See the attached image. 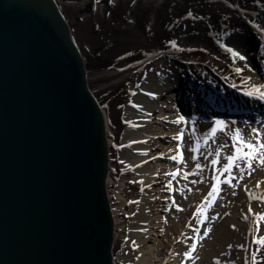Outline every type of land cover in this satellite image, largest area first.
<instances>
[{"label":"water","instance_id":"95a60500","mask_svg":"<svg viewBox=\"0 0 264 264\" xmlns=\"http://www.w3.org/2000/svg\"><path fill=\"white\" fill-rule=\"evenodd\" d=\"M101 110L53 0H0V264H112Z\"/></svg>","mask_w":264,"mask_h":264},{"label":"bare ground","instance_id":"6f19581e","mask_svg":"<svg viewBox=\"0 0 264 264\" xmlns=\"http://www.w3.org/2000/svg\"><path fill=\"white\" fill-rule=\"evenodd\" d=\"M53 1L59 11L57 1ZM236 38L242 39L241 50L250 54L251 61V67L245 70L247 77L236 88L240 94L227 85L223 90L217 89L225 81L221 75L212 87L209 84L212 78L192 63L171 65L168 62L156 69L159 74L149 75L141 85L129 90L126 108L118 117L124 130L116 136L114 144L122 157L117 169L130 178L122 179L119 184L118 180H111L108 119L105 110L98 105L107 148L105 190L113 219L112 264H185L182 254L193 242L197 243L195 258H189L186 264H218V261L219 264H252L254 251L258 252V259L264 260V252L254 243L257 235L254 213H264V166L256 163L251 176L245 173L243 180L234 179L235 188L221 184L216 197L220 207H216L215 202L208 209L199 207L215 183L216 169L222 170L224 157L233 151L231 146L215 145V138L208 139L202 154L200 147L205 148L202 142L209 132L207 123L214 126V121L221 119L233 125L232 122L238 120L236 127L246 138H252V128H264V101L244 95L251 85L264 84V49L251 44L253 50H250L242 34L231 36V41ZM156 61L163 62L161 57L152 58L144 63L143 69L155 65ZM191 71H196L197 77L204 75L201 84L192 80ZM179 115H184L187 123H171ZM180 132L184 133L183 139H173L179 137ZM224 140L221 136L220 141ZM197 143L200 144L198 151L192 152ZM189 152L193 153L192 157ZM217 153L219 163L214 166L212 161L217 159ZM173 155L182 159L174 161ZM195 157L199 159L195 161ZM197 164L201 165L200 169L196 168ZM237 174L238 170L234 169L233 175ZM226 177L224 173L221 180ZM111 185L118 189L114 187L112 193L118 203L115 210L111 208L107 187ZM198 210L204 212L200 219L211 229L206 236L207 228L196 218ZM209 222L213 224L208 226ZM197 227L203 238L190 240ZM259 235L264 236V222L259 225ZM114 241L122 245L116 261Z\"/></svg>","mask_w":264,"mask_h":264},{"label":"rangeland","instance_id":"374dc122","mask_svg":"<svg viewBox=\"0 0 264 264\" xmlns=\"http://www.w3.org/2000/svg\"><path fill=\"white\" fill-rule=\"evenodd\" d=\"M56 1L69 36L81 56L87 88L107 116L110 174L111 180H118L117 184L130 178L117 169L122 157L114 144L116 136L124 130L118 117L126 108L124 104L130 89L141 85L149 75H156V69L165 62L192 63L193 67L212 78L208 80L210 85L221 75L225 81L217 89L221 87L223 90L227 85L240 94L236 88L247 77L246 71L251 67L250 54L242 52L241 38L231 41V36L242 34L250 50H253L251 44L264 49V0ZM225 46L240 51L246 59H233L225 51ZM155 57H161L163 62L156 61L155 65L143 69L144 63ZM237 67L243 71L237 73ZM125 68L129 69L120 73ZM195 72L191 71L192 80L201 84L204 75L197 77ZM238 122L229 124L230 130L218 133L217 141L213 140V143L231 146L230 136ZM207 125L210 132L213 125L211 122ZM221 136L224 141H220ZM202 145L206 143L202 142ZM200 148L204 154L206 146ZM198 159L195 157V161ZM107 187L111 208L115 210L118 203L112 193L116 187ZM214 202L216 207L221 206L219 200ZM207 224L211 226L213 223ZM121 248L122 245L114 243L115 261ZM258 260L264 264V260Z\"/></svg>","mask_w":264,"mask_h":264},{"label":"snow or ice","instance_id":"6c2138e0","mask_svg":"<svg viewBox=\"0 0 264 264\" xmlns=\"http://www.w3.org/2000/svg\"><path fill=\"white\" fill-rule=\"evenodd\" d=\"M225 51L231 54V57L233 59H239L241 61L245 60L246 57L241 54L240 51L234 49L233 47L225 46ZM237 73H240L243 71V69L237 67L236 69ZM250 79V78H249ZM235 87V85H233ZM150 95H153L155 97V94L150 93ZM245 96L253 97L256 99H259L261 101H264V84L259 85H251L247 91L244 92ZM171 123L180 125L182 123H187V118L184 115H179L177 119L171 121ZM233 124L235 122H232ZM231 126L228 124V122L216 119L214 121V126L211 127L210 132L205 134L204 142L207 143L208 139H215L218 133L225 132L226 130H230ZM193 132H195V129H193ZM252 138H246L242 134V130L239 127H236L234 132L231 134V147L233 149L232 153L225 156L224 160L225 163L223 164L222 170L220 168L216 169L217 174L213 177V180L215 183L211 186V190L207 193V196L204 198V202L201 203L199 206L200 209H208L212 203L216 200L217 194L220 190L221 184H226L230 188H235L236 185L233 184L234 179H244L245 173H247L248 176H251L253 171H255L253 165L256 163H259L260 165L264 166V128H252L251 129ZM184 133L180 132L179 137H173V139H183ZM200 147V144L197 143L196 147L192 148V152H197ZM227 147V145H225ZM172 160H178L182 159L181 157H178L176 155H173L171 157ZM213 165H217L219 163V153H217V159H214L212 161ZM201 165L197 164L196 168L200 169ZM238 170L237 175H233V171ZM224 173H227V177L224 180H221V175ZM169 175H173L170 173ZM168 187H171V184L168 185ZM245 190L247 191V188L245 186ZM264 199V197H262ZM181 210L182 209H179ZM249 211H252L249 209ZM204 216L203 211L197 212V220H199L200 225H205V221L200 219V217ZM255 225H256V232L257 235L254 238V243L257 245V248L260 252H264V236L259 235V225L261 222H264V213L262 214H255ZM247 219V217H245ZM234 227V226H233ZM210 228H207L204 235H207V232L210 231ZM194 237L189 238L191 239H202L203 237L199 235L200 229L199 227L194 228ZM231 247V245L229 246ZM240 247H243L241 245ZM197 249V243H190V246L187 251H185L182 256L184 258L185 264L188 261L189 258H195L193 256L195 250ZM252 264H262L260 260H258V252L254 251L251 256ZM219 264V261H218Z\"/></svg>","mask_w":264,"mask_h":264}]
</instances>
